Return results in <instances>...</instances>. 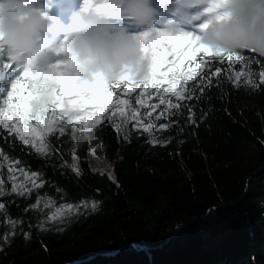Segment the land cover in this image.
Returning <instances> with one entry per match:
<instances>
[{
    "label": "trees",
    "instance_id": "16d2710c",
    "mask_svg": "<svg viewBox=\"0 0 264 264\" xmlns=\"http://www.w3.org/2000/svg\"><path fill=\"white\" fill-rule=\"evenodd\" d=\"M165 35L154 32L142 41L153 52ZM173 39L180 40L178 35ZM0 52L1 63L7 51ZM240 54L244 61L232 66L211 54H196L193 68L205 60L201 76L209 72V61L211 71L221 70L203 95L197 89L198 101L180 102L194 105L196 125L186 121L185 107L182 115L168 118L178 124L151 133L135 128V121L117 132L113 120L121 123L118 115L94 128L77 121L73 124L80 133L99 131L95 148L90 143L74 148L70 138L57 140L54 133L45 137L49 151L44 154L0 126V203L5 204L0 210V264H264V57ZM1 66L8 71L5 63ZM15 68L10 79L19 75L18 80L23 76ZM235 71L244 73L239 83ZM8 86L10 82L0 83V107L11 92ZM141 91L120 93L147 123L165 105L151 118L144 115L147 109L135 102ZM143 98L150 105L159 103L155 95L148 98V91ZM153 137L172 140L152 144ZM92 155L104 157L110 173L94 170ZM9 167L42 173L44 187L34 188L28 199L11 193ZM11 175L17 184L24 181L18 171ZM38 194L41 207L25 213ZM66 205L73 206L71 213ZM54 209L61 213L47 220ZM12 219L25 223L5 240ZM41 219L44 230L35 227ZM24 232L30 233L28 239Z\"/></svg>",
    "mask_w": 264,
    "mask_h": 264
},
{
    "label": "clouds",
    "instance_id": "9594fccd",
    "mask_svg": "<svg viewBox=\"0 0 264 264\" xmlns=\"http://www.w3.org/2000/svg\"><path fill=\"white\" fill-rule=\"evenodd\" d=\"M174 12L184 22L195 17L207 21L199 30V43L214 53L252 52L264 57V0H226L214 7L213 0H174ZM213 8L211 13L205 10ZM48 0H0V51L6 50L12 64L31 66L40 73L30 80L32 109L41 113L58 103L60 84L51 69L63 45L70 63L65 75L77 83L102 78L108 84L125 78L136 84L149 82L155 72L153 54L133 27L151 30L159 11L153 0H106L100 7H83L66 28L52 19ZM120 16L126 22L116 23ZM66 38V39H65ZM63 42V43H62ZM65 116L73 128V147L94 137L80 133L71 118L78 115L65 104Z\"/></svg>",
    "mask_w": 264,
    "mask_h": 264
},
{
    "label": "snow or ice",
    "instance_id": "6c2138e0",
    "mask_svg": "<svg viewBox=\"0 0 264 264\" xmlns=\"http://www.w3.org/2000/svg\"><path fill=\"white\" fill-rule=\"evenodd\" d=\"M226 0H213L214 7H219ZM94 3V0H85V6L90 7ZM213 8H208L205 10L206 13H211ZM202 17H195L189 22L180 24L174 28H169L173 36L178 35L182 42H186L187 47H177L170 41H164V47L167 49L166 56L171 57V59L161 58L158 60L159 47L156 53L153 54L155 72L152 79L144 84H136L131 82L129 79L125 78L121 83L118 84H108L104 82L103 86L99 88L85 89L81 84L73 82L69 79H64L63 92L57 96L58 103L54 106L47 108L41 113H34L32 109V99L34 91L29 87L30 81L27 79L30 76V71H25L24 76L16 80L12 85L11 92L8 94L7 99L4 101L6 108H0V126L3 129H7L9 133L15 134L20 141L25 145H30L35 148L37 153H47L49 151V145L45 143V137L49 134H54L59 131V121L58 115L60 111H63L64 105L61 101L67 102L71 100L72 105L79 110V119L85 123L89 128H94L96 125L100 124L102 120H112L113 117L119 116L121 118V123H116L113 120V125L117 132L121 131V128H126L129 121H135L133 125L135 128H142L144 132L151 133L154 128L159 130H167L171 124H178V121H172L168 118L171 116L182 115L181 108L185 107L188 111V116L186 121L191 125L197 124L196 113L192 110L194 105H182L181 101H191L200 99V95L204 94L206 86L212 84V77L220 75V68H216L215 71H211V62L209 61V72L201 76L203 66L205 65V60L201 58L198 63H196L195 68L192 67V63L195 62V57L198 52L204 54H211L215 59L220 60L221 63L225 61L229 66L236 63H242L244 61V56L240 53L237 54H224V53H214L208 50L205 46L199 43L198 32L201 28L206 27L207 21L200 23L199 21ZM182 25L190 26L191 30H182ZM167 32V30H166ZM149 34H145L141 37L142 40L146 39ZM160 35H164L161 33ZM62 53L65 51L63 45L57 50ZM184 59H187L189 63L186 65ZM63 63V62H61ZM167 64L165 71L160 72L157 75L158 69L163 65ZM31 68V66H29ZM236 82L239 83L240 78L244 75L241 71H235L234 73ZM197 76H201V79L197 84L192 85L191 88H186L188 81L196 80ZM261 82L264 83V72L260 73ZM0 79H3V75L0 74ZM251 82V81H250ZM167 85L161 88L162 85ZM141 88L142 91L136 97V104L140 107L147 109L144 115L152 117V113L156 109L160 108V105H165V108L161 110L150 122H145L142 118L139 109L131 107L130 101L128 99H123L120 96V90H123L124 94H128L135 91L137 88ZM153 88L157 94L159 103L149 104L147 99L143 98L144 91ZM197 89H199L200 95H197ZM153 93L148 91V98L151 99ZM170 97L175 98V102ZM115 101V102H113ZM109 115L105 117L103 113L109 112ZM164 118L167 122L162 124H156L154 121H159ZM183 127L178 128V132H183ZM125 139H127V134H125ZM172 137H168L164 140H159L153 137L150 141L152 144H167L171 142ZM183 143V141H181ZM7 159V157H4ZM19 160L16 164L19 165ZM10 176L9 179L13 181L11 185L10 192L16 193L23 196L25 199L30 198L33 194L34 188H43L45 181L42 179V173L40 172H28L23 168H12L8 169ZM19 172L23 177L24 181L20 184L15 182V176L11 175ZM73 171L77 176L80 175V170L78 167L73 166ZM3 181H0V185ZM30 185V186H29ZM4 192L0 190V195ZM83 203V202H82ZM86 206V204L84 205ZM95 204L93 203V207ZM41 207V196L38 194L36 201L27 205L24 208V212L27 213L31 210L39 209ZM44 207H48L45 204ZM69 213H71L72 205H66ZM5 209V204L0 203V210ZM79 211V209H77ZM60 214L59 209L57 213L52 215H47L45 218L47 220H56L57 216ZM5 222H8L7 220ZM12 230L10 233L4 234V239L7 240L10 235L16 234V228L24 225L25 221L23 219H12L11 221ZM44 219L35 225V227L44 230ZM29 229L33 227L32 224L28 225ZM30 233L24 232L25 239H28Z\"/></svg>",
    "mask_w": 264,
    "mask_h": 264
},
{
    "label": "rangeland",
    "instance_id": "374dc122",
    "mask_svg": "<svg viewBox=\"0 0 264 264\" xmlns=\"http://www.w3.org/2000/svg\"><path fill=\"white\" fill-rule=\"evenodd\" d=\"M183 44H184V43H182V44H180V45H175V44H174V45L177 47V49H179V48H181V47H186V46H183ZM165 49H166V48H165ZM166 53H167V49H166V51L164 52L163 55H161V56L158 55V60L161 59V58H164V59H171V57L166 56ZM54 54H55L56 57H58V58L56 59V61H57V60H60L61 56H62L64 53H63V54H62V53H54ZM65 55H66V56H65V59L63 60L65 63H60V64L55 63L54 65H51V66H50L51 69H52V71H53V73L55 74V76H56L57 79H58V82H59V84H60V91H61V92H63V84H62V81H63L64 79H69V80H71V81H73V82H76L75 79L66 76L65 73H64V71L62 70V66H63V65H66V64H68V63L71 62V61H70V58L67 56V54H65ZM4 57H5L6 59L4 58V59L2 60L3 62L0 63V74L3 75V79H5V77H6V75H7V77H8L7 80H8V79H9V75H10L11 73H15V72H13V66H16V67H17V71H19V74L22 75V76H24V72H25V71H29V66H21V65L12 64L11 61L9 60V58H8V54H7V55H4ZM2 63H5V64H6L7 66H9V68H10L9 71H8V73H7L6 75L4 74V72H6V71H5V68H4L3 66H1ZM166 68H167V64L165 63V64H163V65L158 69V73H157V75L159 76V73L165 71ZM39 75H40V73H39ZM35 76H37V75H34V73L31 71V72H30V76H29L27 79L29 80L31 77H35ZM3 79H0V80H3ZM99 80H103V79L98 77V78H96L95 80H93V81H91V82H87V81H85V82H80L79 84H81L86 90H87V89H91V88H99V87L103 86L101 83H99ZM76 83H77V82H76ZM166 86H167L166 84H165V85H162L161 88L163 89V87H166ZM8 90H10V87H8ZM148 91H151V92L153 93V95H155V96L157 97L156 92H154L152 89H148ZM119 94H120V96H121V98H122L121 93H119ZM155 100H158V98H155ZM113 102H115V101H113ZM61 103L64 105V108H65V104H67V105H70V106L72 107L73 111L79 113L78 115H76V116H74V117L71 118V124H73V123H77V121L80 122V123L82 122V121L79 119L80 112H79V110H77V109L72 105L71 100H69V101H67V102L61 101ZM1 108H5V106L2 105ZM64 108H63V111H60V112H59V115H58L59 131H60V133L57 132V133H58L57 140H61V139H65V140H66V139H69V138H70V136H69L70 132H66V131H67L68 128L71 127V126H67V124H69V123H68L69 118H68L67 116H65ZM85 127H86V126H82V128H85ZM88 132L91 133V135H93V137H94V138L89 142L90 145H91V148L94 149V148H95V141H97L98 136H99V131H97V130H93V129H92L91 131H88ZM92 153H93V151H92ZM90 159H91V163H92V166H93L94 170H98V171H101V172H107V173H110V171H111V164L108 163V162L105 160L104 157H102V156H97V155H92ZM53 211H54V213H57V212H58L57 209H54ZM59 212L61 213V210H59Z\"/></svg>",
    "mask_w": 264,
    "mask_h": 264
},
{
    "label": "bare ground",
    "instance_id": "6f19581e",
    "mask_svg": "<svg viewBox=\"0 0 264 264\" xmlns=\"http://www.w3.org/2000/svg\"><path fill=\"white\" fill-rule=\"evenodd\" d=\"M154 7L158 8V7H157V6H155V5H154ZM58 8H59V7H58ZM58 8H57V9H58ZM163 11H164V10H163ZM161 13H163V12H161Z\"/></svg>",
    "mask_w": 264,
    "mask_h": 264
}]
</instances>
